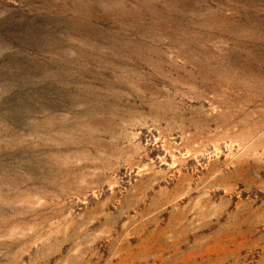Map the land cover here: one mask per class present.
I'll return each instance as SVG.
<instances>
[{
  "label": "rangeland",
  "instance_id": "rangeland-1",
  "mask_svg": "<svg viewBox=\"0 0 264 264\" xmlns=\"http://www.w3.org/2000/svg\"><path fill=\"white\" fill-rule=\"evenodd\" d=\"M0 264H264V0H0Z\"/></svg>",
  "mask_w": 264,
  "mask_h": 264
}]
</instances>
